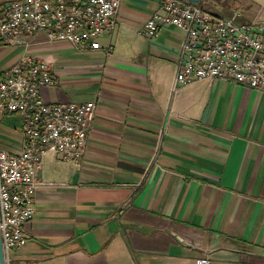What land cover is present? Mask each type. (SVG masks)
I'll list each match as a JSON object with an SVG mask.
<instances>
[{"label":"crops","instance_id":"1","mask_svg":"<svg viewBox=\"0 0 264 264\" xmlns=\"http://www.w3.org/2000/svg\"><path fill=\"white\" fill-rule=\"evenodd\" d=\"M15 0H0V5ZM98 50L0 44V73L25 56L53 66L48 103L96 104L81 168L47 156L27 243L6 264H264V92L202 81L173 93L183 32L141 35L160 0H120ZM252 23L264 0H207ZM162 134V137L160 136ZM23 121L0 111V148L19 153Z\"/></svg>","mask_w":264,"mask_h":264},{"label":"built area","instance_id":"2","mask_svg":"<svg viewBox=\"0 0 264 264\" xmlns=\"http://www.w3.org/2000/svg\"><path fill=\"white\" fill-rule=\"evenodd\" d=\"M120 0H15L0 5V44L28 45L42 32L48 42L98 50L99 37L117 25ZM163 26L183 32L172 91L202 81H230L264 92V19L243 23L214 13L207 0H160L141 35L155 38ZM53 66L23 57L0 73V111L23 121L19 153L0 148V225L6 259L27 243L25 224L34 216L36 194L64 183L41 176L45 158L61 156L81 168L96 104L48 103L42 87L56 85ZM161 133V137H162ZM197 264H211L209 257Z\"/></svg>","mask_w":264,"mask_h":264},{"label":"water","instance_id":"3","mask_svg":"<svg viewBox=\"0 0 264 264\" xmlns=\"http://www.w3.org/2000/svg\"><path fill=\"white\" fill-rule=\"evenodd\" d=\"M0 264H6V257L3 250V242L1 236V225H0Z\"/></svg>","mask_w":264,"mask_h":264}]
</instances>
